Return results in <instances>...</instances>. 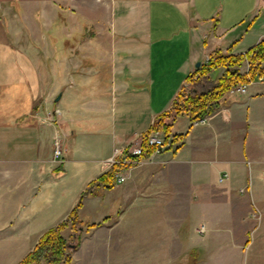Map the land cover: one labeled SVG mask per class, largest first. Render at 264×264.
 Masks as SVG:
<instances>
[{
  "label": "crops",
  "instance_id": "obj_1",
  "mask_svg": "<svg viewBox=\"0 0 264 264\" xmlns=\"http://www.w3.org/2000/svg\"><path fill=\"white\" fill-rule=\"evenodd\" d=\"M109 29L97 40L51 38V51L41 41L36 52H14L0 38V264H17L67 216L87 183L109 168L114 149L137 141L169 109L197 61L214 50L242 53L263 39L264 1L115 0ZM245 94L225 93L198 126L176 116L171 134L182 138L150 155L157 165L164 161L161 169L125 168L124 182L85 196L79 215L95 225L82 230L71 264L81 252V263L91 264L108 244L119 252L122 223L140 213L165 212L168 227L191 210L197 223L179 235L180 260L167 256L173 238L167 228L158 246L166 257L157 264H264V86ZM178 120L184 121L174 130ZM60 132L64 151L55 158L52 141ZM146 177L149 203L162 192L187 211L165 204L116 218L113 205L130 197L140 203ZM88 203L99 218L85 221ZM200 224L204 234L195 230Z\"/></svg>",
  "mask_w": 264,
  "mask_h": 264
},
{
  "label": "rangeland",
  "instance_id": "obj_2",
  "mask_svg": "<svg viewBox=\"0 0 264 264\" xmlns=\"http://www.w3.org/2000/svg\"><path fill=\"white\" fill-rule=\"evenodd\" d=\"M114 1L115 0H0V38L3 39L14 52L26 51L27 49L36 52V47L40 46L41 41H44L46 50L51 51L53 46L51 43L49 44L51 38H68L71 36L81 41H85L88 38H94L95 40L98 38H106L111 35L109 22L112 16ZM65 46L67 47L68 45L65 44ZM240 69L245 71L247 69L246 63H244ZM218 74V69L211 70L209 73L212 78H216ZM256 81L255 84L250 85V87L246 89L254 91L264 86L263 83H261L263 82L262 79L260 80L259 78ZM188 86L189 85L185 83L183 87L187 88ZM231 89L226 92L229 99H242L246 95L238 91L231 92ZM53 113H55V111ZM48 115H50V113H48L47 116ZM183 121L184 120H178L175 122L174 130L180 129ZM62 148L63 155L64 146ZM165 153H167V151L163 152L162 155ZM157 164L158 162L154 161L153 157L146 156L140 163L133 167L138 168ZM163 166L164 161L157 165V169H161ZM124 170L125 169H123L122 172H124ZM148 185L149 181L147 178L141 189V197L136 199L139 200L140 203L137 204L133 201L134 198L130 197L128 202L119 205L118 208L113 205L115 209L112 207L111 211L115 215H112L117 218L122 213L131 214L138 209L141 211L163 210L165 204H169V207H178L181 205V207L184 208L183 212L187 211L186 203L182 205L181 202H174L173 205H170L171 203L167 201L169 197H164L162 192H157L158 198H155L152 203H149L148 198L145 196V190ZM95 213L96 214L92 212L91 205L88 203L83 209L82 216L85 221L90 220L91 216L99 218L100 212L95 211ZM168 216L169 215L165 212H143L135 216L133 221L129 220V223L123 222L120 229L122 233L120 239H124V241L120 243L119 252L113 251V246L111 247L108 244V246L103 247L99 252L97 251V253L93 251L95 253L91 255L89 263L157 264L166 257L162 251H159L160 249H158V246H163V244H165L167 228L171 230L173 237L170 244L171 246H168L170 251H167V256L171 255L173 260L179 261L182 251L179 243V235L185 232V230H188L189 225H195L197 223V217L194 211L191 210L189 217L186 215V217L184 216V220L180 221L183 222V225L180 226L178 220L172 219L168 221L167 227L166 219ZM116 218L111 220V223L116 221ZM126 227H130V229H126ZM69 232V230H64L63 232V236L66 239H69ZM126 235L130 238L126 240L128 244L125 243ZM86 240H84V247L87 244ZM129 244L132 246L130 249L127 247ZM93 250H97V248ZM83 253H78L75 256V264H82L81 261L84 259Z\"/></svg>",
  "mask_w": 264,
  "mask_h": 264
},
{
  "label": "trees",
  "instance_id": "obj_3",
  "mask_svg": "<svg viewBox=\"0 0 264 264\" xmlns=\"http://www.w3.org/2000/svg\"><path fill=\"white\" fill-rule=\"evenodd\" d=\"M244 63L247 69L242 71L240 67ZM220 67L224 68L222 73L212 78L210 71ZM259 78L264 82V38L242 53L214 50L208 54L207 60L202 61L186 76L189 86L178 90L169 109L160 113L144 133L158 131L162 133L165 141L169 137L178 140L182 138V134H171L172 122L176 116L187 115L191 122L211 114L219 107L222 96L232 87L249 84ZM152 151V148L148 149L144 157ZM122 169L120 165L112 164L105 172L90 180L67 216L45 230L34 247L17 264H71L72 251L80 244L82 230L95 225L84 222L79 215L83 198L113 187L115 174ZM65 228L71 231L69 239L62 235Z\"/></svg>",
  "mask_w": 264,
  "mask_h": 264
},
{
  "label": "built area",
  "instance_id": "obj_4",
  "mask_svg": "<svg viewBox=\"0 0 264 264\" xmlns=\"http://www.w3.org/2000/svg\"><path fill=\"white\" fill-rule=\"evenodd\" d=\"M207 59L208 56H206L205 60ZM246 88L247 84H240L232 88L231 92L238 91L240 93H245ZM55 113H59V111L56 109ZM206 121L207 117L202 116L191 121V126H198L206 123ZM52 145L53 156L55 158L61 157L63 150V135L61 132L56 133V135H54ZM173 146L174 142L172 140V137H169L165 141L161 132L151 131L142 134L140 138L135 142L129 143L124 147L114 149L113 154L109 156L105 161L109 166H111L112 164H118L120 165V167H123V169H125L140 163L148 149H153L152 153L150 154L153 155L163 150L171 149ZM122 170L115 174V183H122L125 181L126 177L124 174L121 173ZM196 231L199 234H204L206 231V226L204 224H200L196 228Z\"/></svg>",
  "mask_w": 264,
  "mask_h": 264
},
{
  "label": "water",
  "instance_id": "obj_5",
  "mask_svg": "<svg viewBox=\"0 0 264 264\" xmlns=\"http://www.w3.org/2000/svg\"><path fill=\"white\" fill-rule=\"evenodd\" d=\"M200 64H201V62H200V61H197V62L195 63V67H198ZM58 99H59V96L56 97V100H58Z\"/></svg>",
  "mask_w": 264,
  "mask_h": 264
}]
</instances>
